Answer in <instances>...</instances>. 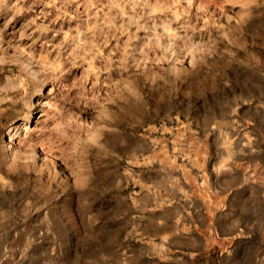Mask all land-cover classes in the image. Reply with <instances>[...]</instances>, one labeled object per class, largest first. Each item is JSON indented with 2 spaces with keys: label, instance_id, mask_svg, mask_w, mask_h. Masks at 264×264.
<instances>
[{
  "label": "rangeland",
  "instance_id": "obj_1",
  "mask_svg": "<svg viewBox=\"0 0 264 264\" xmlns=\"http://www.w3.org/2000/svg\"><path fill=\"white\" fill-rule=\"evenodd\" d=\"M0 264H264V0H0Z\"/></svg>",
  "mask_w": 264,
  "mask_h": 264
}]
</instances>
